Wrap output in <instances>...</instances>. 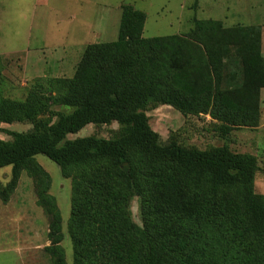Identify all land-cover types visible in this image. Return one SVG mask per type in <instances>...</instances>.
<instances>
[{
    "label": "trees",
    "instance_id": "trees-1",
    "mask_svg": "<svg viewBox=\"0 0 264 264\" xmlns=\"http://www.w3.org/2000/svg\"><path fill=\"white\" fill-rule=\"evenodd\" d=\"M144 21L143 12L122 5L117 40L87 46L71 78L37 80L20 100L0 97L1 123L31 124L10 133L11 141L0 139V168L11 167L0 201L7 202L21 172L31 177L48 219L44 250L52 264H65L50 177L34 158L41 154L70 179L73 264H264L256 157L226 144L162 143L144 111L153 103L183 117L207 115L223 138L235 127H255L264 88L259 29L195 19L186 35L144 38ZM231 52L241 85L222 89V60ZM53 106L72 110L52 122ZM111 122L119 125L112 138L66 139ZM134 196L141 198L142 228L129 216Z\"/></svg>",
    "mask_w": 264,
    "mask_h": 264
},
{
    "label": "rangeland",
    "instance_id": "rangeland-1",
    "mask_svg": "<svg viewBox=\"0 0 264 264\" xmlns=\"http://www.w3.org/2000/svg\"><path fill=\"white\" fill-rule=\"evenodd\" d=\"M242 1L250 5L246 6L249 12L237 11L230 3L224 21L229 26L226 28L254 24L252 27L258 29L255 24L264 23V0ZM20 5L18 8L8 2L0 10V97L19 100L37 80L71 78L87 46L115 42L122 5H130L144 13V38L183 34L189 28L186 17L190 24L196 18L211 20L214 10L210 0H26ZM223 65L226 69L229 64ZM239 79L236 78L238 83L233 88L241 85ZM219 86L228 89L220 82ZM261 109L262 118L255 127H235L225 138L214 128L216 122L207 115L183 117L172 107L153 103H149L144 111L150 128L159 135L162 143L172 137L183 146L198 149L226 144L232 152L254 155L259 170L254 176L253 190L255 194L264 195V99ZM71 110L70 107H51V121L56 120V113ZM45 117L47 115L39 119ZM30 128L29 123L0 122V139L11 141L10 133L25 132ZM118 129L115 122L99 126L89 124L66 135V139L90 135L108 139L114 137ZM34 158L50 177L47 193L54 198L61 217L63 240L59 245L65 264H73V247L68 233L70 179L64 178L59 167L45 156L37 154ZM10 171V166L0 168L2 186L9 182ZM140 206L141 198L129 199L130 219L142 228ZM47 227V216L36 204L33 179L21 172L7 202L0 201V264H52L44 250L50 244ZM212 237H215L213 232Z\"/></svg>",
    "mask_w": 264,
    "mask_h": 264
},
{
    "label": "crops",
    "instance_id": "crops-1",
    "mask_svg": "<svg viewBox=\"0 0 264 264\" xmlns=\"http://www.w3.org/2000/svg\"><path fill=\"white\" fill-rule=\"evenodd\" d=\"M13 1V2H12ZM26 0H0V10H3L5 7V4H7L8 2H11L12 4H14V7H20L21 3L24 5ZM213 4H214V10L212 11V18H209L213 21H217V22H221L223 27H229L226 26L224 23V21L226 20L227 17V6L232 3L233 6H236L237 11H241L244 12L245 10L249 12V9H247L246 6H250L249 4H244V2L242 0H210ZM230 1V2H229ZM242 1V3H240ZM182 8L184 7L183 5L181 6ZM190 8H188L189 10ZM192 16V15H191ZM192 19V18H191ZM199 19V18H196ZM186 21L189 25V28L187 30V32L190 30L191 25L190 24V19L189 17H186ZM238 26H242V27H250L254 24H237ZM232 26V24L230 25ZM255 26L258 27L259 32H260V54L261 56L264 58V23H260V24H255ZM187 32L185 33H180V34H176V35H186ZM7 56V55H6ZM222 63L225 64H229L228 67L226 69H224L222 71V75L221 77L218 79V82H220L221 86H227L228 88H233V86L237 85V81L236 78L241 80L240 77V71H239V65H238V61L237 58H235L232 55V52L230 53V55L228 56L227 59H223ZM231 77H234V79H232ZM259 97H260V118L261 117V105L264 99V88H261L259 91ZM170 107V106H169Z\"/></svg>",
    "mask_w": 264,
    "mask_h": 264
}]
</instances>
